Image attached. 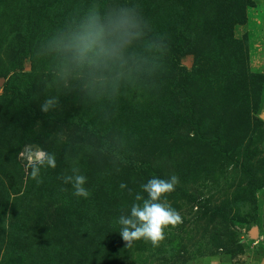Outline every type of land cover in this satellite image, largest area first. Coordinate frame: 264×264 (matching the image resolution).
Segmentation results:
<instances>
[{"label":"rangeland","instance_id":"rangeland-1","mask_svg":"<svg viewBox=\"0 0 264 264\" xmlns=\"http://www.w3.org/2000/svg\"><path fill=\"white\" fill-rule=\"evenodd\" d=\"M253 2L247 7L246 21L236 24L234 37L242 42L249 72L264 75V0ZM22 5L41 13V29L36 32L41 39L32 42L31 58L23 56L29 39L12 29L17 18L21 26ZM203 6L204 0H0V12L10 10L12 16L11 23H0V78L9 81L15 73L31 71L25 93L32 96L33 104L25 109L36 111L34 123H23L24 133L14 132L11 145L0 142V166L16 159L22 168L11 186L0 171V181L6 183L0 182L6 193L0 197V264L38 263L37 246L10 256L2 237L16 232L23 237L38 221L45 227L53 224L52 216L60 214L50 205L70 185L61 178L71 174L73 159L87 177L85 187L90 192L107 185L96 200L117 198L124 212L149 179L179 178L174 191L162 199L180 214L181 222L165 229L158 247L134 241L128 257L106 264H264V119L260 116L264 83L232 96L223 91L217 77L224 70L219 57L223 40L206 32ZM121 17L132 18L136 27L117 57L99 65L80 64L64 50L68 37L83 31L93 19L107 22ZM180 19L194 36L186 40H195L201 50V59L193 56V67L180 63L171 49ZM175 80L181 85L174 86ZM4 92L0 86V95ZM188 95L190 104L184 97ZM50 97H58L59 103L44 112L41 105ZM190 105L195 109L192 121L186 115ZM136 106L150 109L149 123H142L141 115L142 125H135L132 108ZM208 129L220 131L226 153L200 139L198 132ZM61 131L67 137L64 142L55 135ZM43 150L56 154L57 167L42 170L45 184L41 185L29 173L31 162L42 157ZM144 162L150 163V176ZM121 183L127 188L121 189ZM36 190L41 192L27 210ZM217 208L240 223L227 220ZM256 226L258 239L250 233ZM75 240H67L72 254L63 258L65 264L79 260ZM43 242L47 249L58 250L51 240ZM94 258L90 264L102 263L100 256Z\"/></svg>","mask_w":264,"mask_h":264},{"label":"trees","instance_id":"trees-1","mask_svg":"<svg viewBox=\"0 0 264 264\" xmlns=\"http://www.w3.org/2000/svg\"><path fill=\"white\" fill-rule=\"evenodd\" d=\"M173 1V0H169ZM254 3L253 0H204L203 6V19L206 21L207 26L205 27L206 32H211L210 35L216 39L223 40L222 47L219 50V57L222 58L224 70L217 73L219 83L224 88L223 91L229 95H234L235 92L251 86H260L264 83V75L256 72H249L248 67L246 68L245 63L246 57L243 58L242 42L240 39L234 37V28L238 23H244L246 21L247 7ZM23 6V5H22ZM20 6L18 9V17L22 18L21 26L18 23V19L15 21L12 29H19L20 33L25 35L29 41L23 48V56L31 58L33 54L32 42L34 40L41 39L38 36V32L41 27L39 25V18L41 16L40 11L34 9H26ZM7 11V10H6ZM2 10L0 12V23L5 24L11 23L12 16L10 10L8 13ZM7 17V19H6ZM205 24V25H206ZM16 26V27H15ZM3 29V28H2ZM6 30V29H4ZM11 30L10 32H13ZM188 32V24L186 21L180 19L177 22L174 33V41L171 45V49L174 55L179 57L180 63H184L185 58L188 55L195 54L196 60L201 59V50L199 45H196L195 40H186L187 36H193ZM38 36V38L36 37ZM194 37V36H193ZM12 39H16L14 36ZM23 61L20 62L22 65ZM187 67L188 65L185 64ZM184 67V66H183ZM193 67V65H192ZM185 68V67H184ZM184 74V72H181ZM172 78H176L177 73L172 74ZM31 71L19 72L12 75L9 81H4L3 88L4 94L0 95V142L11 145L14 132L24 133L22 127L23 123L33 122L36 118V111L34 113H28L25 109L26 105L33 104L31 102L32 96L25 92L29 90L27 83L31 80ZM174 86H180L181 82L172 81ZM189 91V90H187ZM199 89L196 90L195 95ZM30 96V97H29ZM185 101L192 99L191 95L184 96ZM202 100L207 99V96H200ZM168 109V113L172 110ZM132 110L135 112V118L132 117L133 122H137L142 115L141 122L147 124L150 122L148 112L150 109L145 107H133ZM148 111V112H147ZM195 109L193 105L188 107L186 115L189 121L194 120ZM169 116L171 114H168ZM183 116H178L177 119L181 120ZM140 121L135 125H142ZM201 140L211 145L217 152L226 153L221 142V134L219 130L208 129L204 132H198ZM9 141V142H7ZM110 147H112L110 145ZM146 166V172L150 176V163L144 162L142 167ZM141 167V169H142ZM21 167L16 162V159H8L0 166V171L3 172L5 177L8 179L10 186L12 182L17 181L20 175ZM42 182L44 177L41 178ZM2 183L5 180L1 179ZM7 182V183H8ZM34 185H36L33 182ZM43 182L41 185H44ZM66 191L62 190L58 193L59 198L50 205L56 206L53 211L60 216L53 218V224L50 226H44L40 221L30 226L29 232L23 237H18L17 232L14 235H8L7 238L2 237V241L6 242L8 248V254L14 256L16 253H26L27 250L37 246L41 258L38 260L39 264H50V260H55L53 264H65L64 259L72 254L67 249L69 244L67 240L76 239L78 241L79 250L76 252L79 256V260L73 264H90L91 258L96 260L94 257L100 256L103 258L101 264L113 261L116 262L121 256H127L130 248L126 245L120 236V225L118 224V218L121 214L127 212L120 208L119 202L115 201L117 198L107 197L102 199L103 202H98V193L106 191L107 185L102 184L100 188L94 192H90L88 198L77 197L73 195V189L71 185L66 186ZM41 192L37 191L30 195V199L27 202V210L33 206L38 194ZM117 194L115 185H112L111 193ZM6 194L4 188H0V197ZM42 195L39 198L42 199ZM76 197L78 198L77 200ZM83 199L80 202V199ZM97 199V200H96ZM62 203V206L59 204ZM254 210L257 208V201L254 203ZM217 213H221L227 220L233 223H240L239 219L232 218L228 213L223 212L222 209L217 208ZM57 230L62 234L57 236ZM51 240V244L58 248L57 251L53 249H47L43 242L44 240ZM65 240V243L63 242ZM52 256V257H51ZM128 257V256H127ZM37 263V264H38ZM69 264V263H68Z\"/></svg>","mask_w":264,"mask_h":264},{"label":"clouds","instance_id":"clouds-1","mask_svg":"<svg viewBox=\"0 0 264 264\" xmlns=\"http://www.w3.org/2000/svg\"><path fill=\"white\" fill-rule=\"evenodd\" d=\"M136 27L135 21L130 17H121L107 22L93 19L86 28L68 37L64 44V50L72 59L80 64H103L122 52L132 35L131 29ZM59 103L58 97H50L41 105V110L48 112ZM59 142L66 141L63 131L55 134ZM42 157L34 159L30 164V177L37 183H42L41 173L43 169L56 168L57 156L54 152L43 150ZM77 159H73L71 174L64 175L61 179L64 184H70L73 195L88 198L89 190L85 187L87 177L80 174ZM179 183L175 175L168 179L153 177L141 185L142 193H136L134 201L126 214L118 218L120 236L127 246L134 241L144 240L150 242L153 247H158L165 239V229L175 227L181 222L180 214L164 199L166 194L174 191ZM121 189L127 188L124 183ZM67 190V189H63ZM129 194L132 190L128 189ZM146 194V196L144 195Z\"/></svg>","mask_w":264,"mask_h":264},{"label":"water","instance_id":"water-1","mask_svg":"<svg viewBox=\"0 0 264 264\" xmlns=\"http://www.w3.org/2000/svg\"><path fill=\"white\" fill-rule=\"evenodd\" d=\"M184 62H185V64L188 65V67H191V66H192V62H193V55H188V56L186 57V59L184 60ZM4 81H5L4 78H0V86H3ZM260 116L264 119V112H263V114H261ZM259 232H260L259 227L256 226V227H254L253 229H251V232H250V233H251V235H252L254 238L258 239V237H259Z\"/></svg>","mask_w":264,"mask_h":264}]
</instances>
